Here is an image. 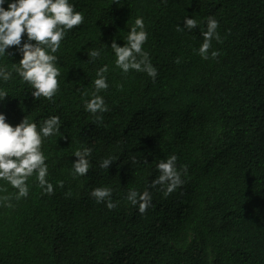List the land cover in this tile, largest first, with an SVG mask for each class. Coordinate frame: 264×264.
Listing matches in <instances>:
<instances>
[{
  "label": "trees",
  "instance_id": "trees-1",
  "mask_svg": "<svg viewBox=\"0 0 264 264\" xmlns=\"http://www.w3.org/2000/svg\"><path fill=\"white\" fill-rule=\"evenodd\" d=\"M72 2L84 22L56 53L55 102L34 100L19 82L6 85L15 97L0 102L13 125L24 115L62 121L61 135L42 145L52 194L35 175L19 200L0 181V195L13 204L0 206V264H264V0ZM136 16L148 32L143 47L157 69L154 80L122 73L110 48L87 62L101 43L122 46ZM185 16L199 27L178 32ZM210 16L221 41L209 49L218 55L204 60L197 50ZM103 64L109 87L99 94L108 111L97 119L83 101ZM81 145L93 150L91 166L73 178L72 153ZM172 154L183 185L167 196L159 185L149 188L151 206L139 213L128 190L147 187L156 163ZM108 157L113 162L101 169ZM100 186L112 189L116 208L90 196Z\"/></svg>",
  "mask_w": 264,
  "mask_h": 264
},
{
  "label": "clouds",
  "instance_id": "clouds-1",
  "mask_svg": "<svg viewBox=\"0 0 264 264\" xmlns=\"http://www.w3.org/2000/svg\"><path fill=\"white\" fill-rule=\"evenodd\" d=\"M118 2L119 0H113V3ZM83 22L84 13L76 10L72 0H0V102H3L5 97H15L11 87L6 86L14 82L27 85L34 100L43 98L55 102L60 90L57 78L61 75L56 53L61 49V42L66 35ZM199 24L197 19L185 16L183 27L177 24L176 30L192 32ZM218 26V21L211 16L205 21V28L201 32L203 40L197 50L204 60L209 59V56L215 58L218 55L216 50L209 53L212 41H221ZM147 39L144 18L136 16L123 38L122 46L113 39L109 45L101 43V47L92 48L87 52V62L95 63L102 58V54H106L105 49L110 48L114 55V66L122 73L127 74L134 70L146 73L154 80L157 69L143 47ZM16 56H19L18 61L15 60ZM175 62L180 61L177 59ZM108 71V64L96 68L91 96L83 101L84 110L97 119H100L98 113L108 111L104 97L99 94L109 87L106 76ZM61 127L59 115L40 119L24 115L13 125L8 122L4 112L0 111V181L16 190L15 199L19 200L28 195L27 181L33 175L43 192L53 193V184L47 179L49 170L42 145L48 138L60 136ZM92 151L91 147L84 145L73 151L72 156L76 158L71 162L73 178L88 173ZM112 162V157L104 158L99 167L107 169ZM155 168L158 175L147 187L142 191L130 188L126 194V200L136 206L141 214L151 206L152 196L149 188L159 185L163 195L167 196L184 183L175 154L159 160ZM89 194L97 203L103 202L109 210L117 207L118 202L112 200V189L108 186L96 187ZM10 199L8 195H0V206L13 207Z\"/></svg>",
  "mask_w": 264,
  "mask_h": 264
}]
</instances>
